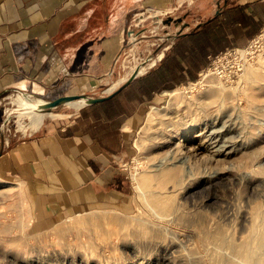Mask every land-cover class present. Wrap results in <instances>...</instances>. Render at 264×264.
<instances>
[{"label":"rangeland","instance_id":"1","mask_svg":"<svg viewBox=\"0 0 264 264\" xmlns=\"http://www.w3.org/2000/svg\"><path fill=\"white\" fill-rule=\"evenodd\" d=\"M170 1L166 7L139 3L125 10L123 25H92L86 43L91 49L79 58L84 72H76L74 81L38 86L36 93L26 90L39 96L33 99L20 93L26 105L43 111L41 97H98L119 90L135 67L145 73L174 38L225 0ZM100 28L108 35L122 31L121 39L103 48L95 37ZM214 59L197 80L176 87L179 99L166 93L143 106L119 165L121 197L51 217L34 210L25 188L0 167V264H264L259 237L264 230V26L246 46ZM261 59L263 66L244 72ZM219 81L225 89L216 85ZM18 94L8 91L3 103L7 120L0 123V155L38 130L19 116L26 107L18 105ZM82 99L48 109L60 115L45 121L62 120ZM152 105L159 111L149 120ZM188 137L186 145H200L202 154L194 158L186 183L172 190L175 181L166 183L181 207L162 222L146 199L155 180L144 181L142 175L152 173ZM243 249L251 255H243Z\"/></svg>","mask_w":264,"mask_h":264},{"label":"crops","instance_id":"2","mask_svg":"<svg viewBox=\"0 0 264 264\" xmlns=\"http://www.w3.org/2000/svg\"><path fill=\"white\" fill-rule=\"evenodd\" d=\"M139 3L166 7L172 1L0 0V123L8 91L36 93L38 86L74 81L76 72H84L79 58L91 49L86 44L92 40L91 26L123 25L124 11ZM263 26L264 0L218 3L112 97L81 104L60 121L44 118L35 134L4 150L0 167L25 188L34 210L51 217L121 197L119 165L143 106L197 80L216 56L246 46ZM105 29L95 36L103 48L122 33L108 35ZM129 93L134 97H126Z\"/></svg>","mask_w":264,"mask_h":264},{"label":"bare ground","instance_id":"3","mask_svg":"<svg viewBox=\"0 0 264 264\" xmlns=\"http://www.w3.org/2000/svg\"><path fill=\"white\" fill-rule=\"evenodd\" d=\"M242 52L244 53L243 50H242ZM263 60L261 59L259 64H257L256 66L246 67L247 72L245 70H244V72L246 74H248V73L258 69L259 67L263 66V64H262ZM139 70H140V67L137 66V67H135L133 72L135 71V72L139 73ZM216 85L221 89H225V86L223 85V83L221 81L216 83ZM112 89H113V87H111L110 90H112ZM179 92H180L179 89L176 88V89L168 91L167 93H170L172 98L179 99V95H178ZM23 96L24 97H28V96L32 97V96H36V95L23 94ZM23 96L19 93L18 97L16 99V101L18 102V105L20 107H26L25 111L19 113V116L21 118H23V117L25 118V116L27 118H29L30 119L29 124L32 128H35V129L38 128L46 116H56L57 115V113H54L51 110L43 109L44 105L48 101L47 99L41 97V99L39 98V101H37L38 104L41 105L42 110L45 111V112H43V111H38V110L26 105L25 98ZM36 97H39V96H36ZM89 97L90 96L80 97L79 99L83 98L82 100H80V103L81 104H84V103L87 104V100ZM14 99H15V97H14ZM69 102H67V103H69ZM153 110L159 111V107L152 105V110L150 111L149 116H148L149 120H153V118L155 117ZM189 138L190 137L184 138L183 142L181 141L183 144H179L176 148L177 149L176 151H174L175 149L172 150L171 154L167 157L165 162H162V163L160 162V164L158 163L157 166H155L156 168H153L154 171L152 170V173L145 175V177L142 175V180H144V181L148 180V178H150V177H152V179L155 180V183L152 184L151 189L149 191V195L146 197V199L148 201L149 209H151L152 214L154 216H156L157 219H159L162 222H166L169 219V217H168L169 215H171L173 213L176 214V212H179L180 207H181V206H179V203H176V200H175L176 198H174L172 196V194L170 193L172 191L169 190L170 188H168V186H166V183H168L169 180L175 181V182H173V184L175 183L173 185V187L171 186L172 187L171 190L173 188L177 189V187H174V186H176L178 183H180V184L182 182L186 183L185 182V181H187L186 178L188 176L190 178L191 173H192V166H193L192 164H193V161H195L194 158H198V156L199 155L201 156V154H202V153L200 154V149H201L200 145H196L195 143H194L195 145L191 144V143L186 145V143H187L186 141H189V142L191 141V139H189ZM199 160H200V158H199ZM192 175H195V174H192ZM178 186H179V184H178ZM181 186H182V184H181ZM257 210H259V209H257ZM191 213L193 214V211ZM158 223H159V221H158ZM161 224H163V223H161ZM261 225H262L261 227H263V229H264V220L262 221ZM163 233H164V231H163ZM259 237H260V240L263 241L264 230H263V233H260ZM241 252L243 255H245L247 257H249L251 255V251H249L247 249H243Z\"/></svg>","mask_w":264,"mask_h":264},{"label":"water","instance_id":"4","mask_svg":"<svg viewBox=\"0 0 264 264\" xmlns=\"http://www.w3.org/2000/svg\"><path fill=\"white\" fill-rule=\"evenodd\" d=\"M139 73L138 72H135L133 73V75L126 81L125 84L129 83L134 77H136ZM118 90L108 94V95H105V96H98V97H89L88 100H87V104H92V103H97V102H101V101H104L110 97H112ZM79 96L80 95H62V96H59L57 98H54L53 100H48L47 103L44 105L43 109L45 110H48V109H52L54 107H57L63 103H67L69 101H72V100H76V99H79Z\"/></svg>","mask_w":264,"mask_h":264},{"label":"built area","instance_id":"5","mask_svg":"<svg viewBox=\"0 0 264 264\" xmlns=\"http://www.w3.org/2000/svg\"><path fill=\"white\" fill-rule=\"evenodd\" d=\"M212 61H215V59L214 60H212ZM17 92H19V91H17ZM19 93H21V94H23L22 92H19ZM6 104H7V101H6ZM6 110H7V107H6ZM11 110V113L12 112H14V110H12V109H10ZM7 120V117H5V121ZM2 128V127H1Z\"/></svg>","mask_w":264,"mask_h":264}]
</instances>
